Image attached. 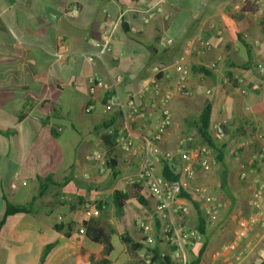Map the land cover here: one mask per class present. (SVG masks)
Masks as SVG:
<instances>
[{"label": "crops", "instance_id": "1", "mask_svg": "<svg viewBox=\"0 0 264 264\" xmlns=\"http://www.w3.org/2000/svg\"><path fill=\"white\" fill-rule=\"evenodd\" d=\"M106 26L112 28L111 51L102 61H89L101 50ZM181 57L190 70L189 95L172 93L171 124L154 154H170L178 170L183 153L206 145L199 141L195 123L208 105L211 136L213 126L223 123L224 137L217 144L221 161L212 151L210 170L196 165L190 186H203L217 196L222 203L218 223L230 225L235 210L240 218L253 212L254 183L264 181V160H254L264 148L257 138L264 136V74L257 70L264 66V0H0V222L7 205L29 211L9 215L0 226V264L101 260L103 247L84 234L89 218L82 206L90 201L106 204L93 218L116 232L119 246L112 238L113 249L105 257L109 264H134L122 237L143 243L141 225H150L152 242L159 240L161 251L170 250L163 221L152 211L155 199L146 190L147 207L131 200L118 214L112 206L113 192L125 190L137 174L142 146L135 140L124 152L109 138L114 127L105 129L104 124L113 120L120 126L121 119L116 111L106 112L105 104L113 95L111 77L120 76V95H132L148 115L133 129L150 136L159 120L152 108L153 86L173 90L178 78L173 64ZM156 66L167 70L155 74ZM93 75L103 83L91 96L87 81ZM50 125L51 130H42ZM188 136L193 142L185 145ZM96 151L115 161L116 177L109 168L100 172V164L89 159ZM156 171L160 175L159 163ZM179 202L192 208L184 199ZM130 205L150 210L148 222L131 214ZM196 220L195 215L194 228ZM229 233L207 225L200 264L229 262L219 259ZM202 240L187 247L189 262ZM246 241L247 256L258 252L264 229L251 228Z\"/></svg>", "mask_w": 264, "mask_h": 264}, {"label": "built area", "instance_id": "2", "mask_svg": "<svg viewBox=\"0 0 264 264\" xmlns=\"http://www.w3.org/2000/svg\"><path fill=\"white\" fill-rule=\"evenodd\" d=\"M259 13L260 12H255L253 15L257 16ZM101 39V50L94 56H89V61H91L93 58L102 61L103 54L109 53L111 51L112 28L110 26H106L103 29ZM200 44L204 48H207V43L200 42ZM173 68L178 74V78L173 90H162L156 84L153 86L154 95L156 98L152 104V108L158 112L159 120L155 126L154 132H152L150 136L147 137L137 133L133 129V126L136 123H144L147 120L148 115L143 110L142 106L135 101V98L132 95H127L126 98H123L120 95V76L111 77L113 95L108 98L105 104V110L106 112L116 111L120 115L121 126L116 137V144L122 151H130L135 140L141 143L142 156L138 165V171L133 178L129 179L128 183L133 184L140 182L143 188L150 194V196L157 201L159 212H164L170 221V223L165 226L162 231L164 240L176 247V250L173 253L175 257L181 259V263L178 264H187L184 255L185 247H191L196 242L200 241V238L197 233L193 234L189 230H183L182 232L184 233L182 235L179 234L176 226L173 223L171 217L172 212H176L181 215L187 213V205L183 202H179L181 199L177 197L179 189L182 188L188 191V194L192 196L196 202H198L202 213L208 219L218 215L222 209V203L217 196L209 193L207 188L198 185L190 186V182L195 177L196 165L204 172L210 170L209 158L212 156V150L206 145L198 146L194 150H188L183 153L182 165L178 169L180 174L179 182H167L162 179L156 171V165L159 163L160 159L154 154L153 149L154 145L162 139L166 129L171 124V112L168 107V102L172 96V93L175 91L180 95H189L188 91L185 90V85L187 77L190 74V70L185 62V59L183 57L177 59L173 64ZM166 70L167 67L165 66H156L154 68L155 74H162ZM257 70L264 74V66L258 65ZM102 83V79L96 75L89 77L87 81L88 93L91 96L94 95L96 90L102 86ZM242 93H246V90H243ZM223 137V123L220 122L213 126L212 138L214 141L220 142ZM257 138L264 142L263 135L259 134ZM192 141L193 138L188 136L182 141V143L186 145ZM164 157L168 161H172L170 154H165ZM89 159L100 164V172L107 170V166L105 165L106 156L104 153L99 151L93 152ZM254 160H264V148L254 156ZM244 175L245 174L242 173L241 177L243 178ZM249 206L252 208L253 212L247 217H241L237 221L233 232V239L230 244L225 247V250H238L237 254L239 258H243L244 256L245 249H240V246L243 243L247 232L255 226H259L264 229V181H255L249 200ZM82 209L84 215L87 218H92L99 214L98 209H96V207L89 202L85 203L82 206ZM140 227L143 231L146 243L152 242L150 233L151 230L149 226L141 225ZM170 228H172L173 234L171 237H168L166 234ZM189 236H193L192 239H195V241H187ZM172 257L174 258V256Z\"/></svg>", "mask_w": 264, "mask_h": 264}, {"label": "trees", "instance_id": "3", "mask_svg": "<svg viewBox=\"0 0 264 264\" xmlns=\"http://www.w3.org/2000/svg\"><path fill=\"white\" fill-rule=\"evenodd\" d=\"M118 116H116L117 118ZM209 118H210V108L208 105L204 106L202 109L197 122L195 123V129L197 132V137L199 138V141L202 144H206L209 148L212 149V151L215 154V157L217 161H221V149L218 147V142L214 141L210 131H209ZM115 125V126H114ZM114 128H110V127ZM121 126V125H120ZM120 126L115 124L113 120L109 122V124L105 123L104 128L109 129L112 131L109 135L110 139H116L118 131ZM193 142V141H192ZM111 148L113 147L112 142L110 144ZM159 165H160V171L159 174L162 179H164L167 182H179L180 180V174L178 170L175 168L172 161H168L164 156L162 158H159ZM105 165L107 168L112 170V177H116L118 173L116 172V163L114 160L109 159V156L106 155V162ZM143 191L145 189L143 188L142 184L140 182L133 183L127 186L125 190H116L112 194L111 202L112 206L118 214H120L126 207L129 201L134 200L138 205L142 207L148 206V201L143 195ZM177 197L180 199H184L189 204H191L192 208L195 211L196 215V226L195 231L200 239L203 238V240L200 242L197 251H195L192 257V260L188 262L187 264H200V260L202 257V254L206 248L207 241L204 239L206 237L207 232V218L202 213L200 206L196 200L192 198L188 194V191L185 189L180 188L179 192L177 194ZM104 206H106L105 203H98L95 205L96 209H98L99 213L103 212ZM28 208L26 207H20V206H8L6 208L5 214L0 222V226L4 222V219L8 217L9 215L16 214V213H27ZM85 227V236L88 240H90L92 243L99 244L103 247V255L104 257L96 262H92L91 264H109V261L105 258L110 251L113 249L112 245V238L116 234L115 229L108 223H105L103 221H100L96 218H89L86 222L83 223ZM62 228L57 227L58 231H61ZM160 229H158V232ZM173 234L172 228L169 229L167 232V236L171 237ZM160 235V233H159ZM159 237V236H158ZM123 243L127 247V252L129 256H131L134 259V264H178L175 259L170 254L163 253L159 246L157 245L159 243V240L155 242L146 243L145 238L143 239V243L134 241L131 237L128 235H125L122 237ZM162 240L160 239V242ZM153 243V244H152ZM146 245V246H144ZM48 250L45 249V253ZM176 247L171 246L170 253L175 252ZM144 256L145 258H142L140 256ZM259 264H264V260L261 261Z\"/></svg>", "mask_w": 264, "mask_h": 264}, {"label": "rangeland", "instance_id": "4", "mask_svg": "<svg viewBox=\"0 0 264 264\" xmlns=\"http://www.w3.org/2000/svg\"><path fill=\"white\" fill-rule=\"evenodd\" d=\"M52 128H53V126H51V125L50 126H45V127L43 126L42 130H44V131L48 130L49 131ZM91 202L92 201H90V203ZM152 205H153L152 206V208H153L152 211H156L157 213H159V216H160L161 220L163 221V227L165 228V226L168 223H170L168 217L165 215L164 212H162V213L159 212V210H158V203L156 202V200H155L154 204H152ZM128 211H131L130 212L131 214H138L137 216L139 217V219H141L144 222H148L147 221V218L151 215V211L150 210H148V209L147 210H140V209H137L136 207L131 206V205H130ZM216 216H217V218H216ZM216 216L213 217V218H209V219L207 218V220L209 222L208 224L211 225V228H212V226L214 227L216 225L219 228L220 231L230 230V233L228 235L229 237L224 241V244L222 245L223 247H226V246H228L230 244V242L233 239V237H232L233 236V233H232V236H231V227L233 228V226L236 225L237 221L240 219V217H239L240 215L237 214V210H235L232 214H230L231 221H232V223H230V225L227 224V223H224V224H220V222L218 223L219 215H216ZM171 217H172L173 222L175 223V226H176L179 234L182 235L184 233V232H182L183 230L181 229V227H182L181 222L183 224H185L186 227L190 228L189 231H191L193 234L196 233L195 228L193 226V222H195V213L192 210V208L191 209L189 208V206H187V213L186 214L181 215L179 213L172 212ZM219 225H221V226H219ZM192 237L193 236H189V239H187V241H191V242L195 241V239H192ZM164 242L167 243L166 241H164ZM198 243H199V241L195 243L194 248L197 247L196 245ZM113 244L115 246H117V248H118L119 242H118V240L116 238H113ZM247 244H249L248 241L243 242L241 244V246H240V249H243V248L246 249V251L244 252L245 253V257H244L245 259H243V260L241 258H239L238 254H237L238 253V250H224L223 248L220 249L219 250V253L225 254V255L224 256L219 255V259L220 260H227V261H229V262H225L224 261V263H221V264H227V263H230V264H259L261 261H263L264 260V246H262L258 252L256 251L253 254H250V255L247 256L246 254L249 251L248 250V246L246 247ZM164 245H167V244H164ZM252 245L253 244H251V246ZM188 249L189 248L185 247V250H184L185 260H186L187 263L189 262V259H190L189 258L190 254H189V250ZM194 251H196V250H194ZM162 252L165 253V254H170V255L174 256L175 261L177 263H181L180 262L181 259L175 257L174 253H170V250L163 249Z\"/></svg>", "mask_w": 264, "mask_h": 264}]
</instances>
